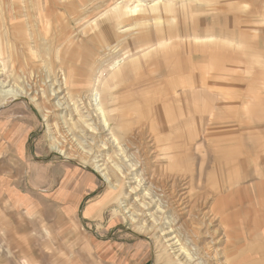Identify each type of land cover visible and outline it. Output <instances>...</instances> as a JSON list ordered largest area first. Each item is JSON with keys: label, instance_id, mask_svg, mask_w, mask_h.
<instances>
[{"label": "rangeland", "instance_id": "1", "mask_svg": "<svg viewBox=\"0 0 264 264\" xmlns=\"http://www.w3.org/2000/svg\"><path fill=\"white\" fill-rule=\"evenodd\" d=\"M71 1H74L73 5L66 7L70 5V0H50L48 3L44 0H0V91H9L18 86L27 88L29 83L36 82L37 85H46L54 99L52 79L59 81L56 85L62 80L63 94H59V97H68L69 105L52 107L57 100H49L46 91L42 95L45 114L52 120L50 123L53 126L56 124L52 129L60 140L69 141L67 144L72 149H75L76 144L79 148L83 147L81 151L90 158L68 159L52 148L51 136L46 128L47 117L37 104L42 100H30L31 95L26 97L24 93L0 96V131L12 137L15 153L24 154L29 169L24 165L20 169L29 172L28 181L39 188L38 197L51 200L49 197L59 186L65 191L61 193L62 200L68 194L72 196V190L76 191L78 208L75 228L72 225L71 231L77 236L76 248L88 250V255L92 254L89 242L95 244L99 241L110 246L107 264H178L170 258L173 255L170 248L173 246H168V252L164 253L160 242L155 240L165 229L166 221H158L156 228L149 232L139 231L143 221L147 218L151 220L153 214H161L156 212L155 199L161 195L157 187L162 180L168 179L172 201L182 200L183 209L177 226L167 236H176L179 239L177 244L181 243L189 253L196 252L195 262L264 264V241L248 240L250 235L243 231L245 226L233 225L232 229L227 225L221 215V208L217 206L218 189L207 186L206 183L212 178L204 175L209 164H213L212 155L222 153L221 146L214 145L213 139L229 136L222 135L219 128V124L229 116L237 121L246 116L247 121L244 123L252 125V136L260 140L264 128V0H175L173 29L177 40L173 45L172 56L182 66L185 62L188 64L189 82L195 88L182 97L180 91L175 94L177 99L171 106L173 132L177 135L172 138L167 136L166 141L156 146L147 144L148 139L136 142L135 146L139 145L138 153L145 154L146 147H149L151 156H156L152 160L145 158L148 170L146 168L142 172L139 166L129 171L124 168L129 166L124 156L135 150L125 151L123 146H117V142L110 145L112 139L108 140V131L96 128L95 114L88 106L87 87L90 74H97L93 69L97 68L100 72L104 70L118 48L127 52L132 49L129 45L137 43L135 41L142 45L146 40H135L134 32L127 26L118 30V35L126 31L121 33L124 37L119 38L109 51L104 46V36L100 34L104 28L102 18L108 14L104 8L107 3L96 0L97 6L86 9L76 20L74 16L80 15V9L76 7L88 0ZM181 1L186 2L187 7L195 3L197 5L191 7L189 12L188 8L178 6L182 4ZM66 8L73 12V17H69L70 12ZM10 13L17 16L16 20L7 17ZM61 36L67 37L63 40L64 44L58 41ZM201 43L205 45L200 47ZM167 58L172 57L169 55ZM214 65L217 68L212 73ZM182 72H179L180 76ZM112 82L115 85L107 103L111 110H126L132 108L142 95L157 98L163 93L158 81L154 84L145 81L131 86H126L124 81ZM112 82L108 80V83ZM145 108L152 109L147 105ZM145 108L141 105L136 110L139 112L130 113H134L138 124L143 122L139 113ZM117 114H120V110ZM161 115L162 110L157 109L160 119ZM83 122L94 129L93 141L86 139V142L85 137L80 136ZM18 139L20 143L16 144ZM104 141H107V145L98 148ZM161 147L166 149V159L159 157ZM103 163L109 164L108 167L116 173L108 171L111 182L119 186L116 190L110 189L102 177L104 172L100 171L98 164ZM154 168L156 172H153ZM135 177H138L137 180L132 179ZM139 179L142 181L138 188L131 191ZM148 188L151 191H147ZM68 190L72 193H66ZM125 192L130 193L127 195ZM153 195L157 198H153ZM33 197L37 198L35 195ZM88 205H92L94 210L90 222L84 221L81 216L82 210ZM131 212L134 222L126 218ZM212 251L219 255L207 259L208 253ZM90 260L91 264H97L95 257Z\"/></svg>", "mask_w": 264, "mask_h": 264}, {"label": "bare ground", "instance_id": "2", "mask_svg": "<svg viewBox=\"0 0 264 264\" xmlns=\"http://www.w3.org/2000/svg\"><path fill=\"white\" fill-rule=\"evenodd\" d=\"M37 1H39V0H37ZM95 1L96 0L91 2L88 0V2L81 3L80 5H78L76 8L80 9L79 10L80 15L76 14L74 16L75 19L79 20L80 16H82L81 14L84 13L86 9L91 8L93 5H96ZM99 1L102 3H107V5L104 8L107 9L108 14L106 15L105 18H102L103 19L102 23H104V28L102 29V31L100 33L104 36V46L106 49L108 48V49H110L109 51H111V48L117 43V40L119 38L124 37L121 33H124L126 31H123V32L119 33L120 35H118V30H120L121 28H125L127 26H128V29H131L132 32H134L133 38L135 40L142 39L143 41L146 40V42L145 43L143 42L142 45H138L137 43L139 41H135L137 43L129 45V46H131L132 49H130L127 52H123L122 49L119 50V48H118V52L113 55L111 60H109L111 62H109L106 65V68H108V69L105 68L104 70H101V72L97 68H94L95 70L93 69V71H97V74L96 75L90 74L89 82L86 81V82H88V87H87L88 90L87 89L86 90L89 93L88 94V104H89L88 106L92 108V112H93V114H95L94 121L97 122L96 128L100 131H103V132L108 131V134H109L108 140L112 139L110 145H112L114 142H117V146L118 147L123 146V150H125V151L127 149L135 150L132 153H129L128 156L126 155L127 157L124 156L129 161V166H126V167L124 166L125 171L132 170L131 168H133L135 166H139L141 168V172H142L146 168L148 170V167L145 166L146 165V159L152 160L153 158H156V156H154V155L151 156L149 147H146L147 150L145 151V154L144 153H142V154L138 153L139 145L135 146L136 142L141 143L142 141L148 139V141H146L147 144H150L151 146L154 144V146H156L157 143L159 145L160 143H163L164 141H166L167 136H171V138H172L173 136L177 135V134H175V132H173V127H174V121L173 120H174V118L172 116L173 108L171 106L173 103H175V101L177 99L175 94L180 91L181 92L180 96L182 97L183 94H188V92L192 91L195 88L189 82V77L187 75V72L190 70V68H189L188 64L185 62L184 65L182 66V64H179V61L175 60L172 56L173 55L172 54L173 45H175L176 40H177L175 29H173L174 28L173 22L176 19V16L174 15V8H173V6L175 5V0H99ZM44 2L48 3V2H50V0H44ZM73 2L74 1L70 0V2H68L70 5H65V6L70 7L73 5L72 4ZM181 2H182V4L180 3L178 6H181L183 8H185V7L188 8L189 12H190L191 7H194L195 5H197L195 3L194 5L187 7L186 2H184V1H181ZM195 2H197V0H195ZM52 3H54V2L52 1ZM63 3H65V2H63ZM55 4H57V3H55ZM198 5H200L199 2H198ZM54 7H55V5H54ZM66 10L69 11L67 8H66ZM69 12H70L69 17L70 16L73 17V12L72 11H69ZM77 12L78 11H75V13H77ZM140 13H141V16H138V14H140ZM7 17L10 18V20H16L17 16L10 13V14H7ZM80 21H81V19H80ZM55 22H57V21H55ZM170 25H173V27H169ZM70 34H72V33H70ZM67 35L69 37V34H66V36ZM66 38L67 37L61 36L58 38V41L59 42L62 41V43H63V40H66ZM204 45L205 44L201 43L200 47H203ZM117 46L120 47L121 45H117ZM186 50H187V48H186ZM186 52L188 54V50ZM187 54H186V56H187ZM169 55L172 58H167V56H169ZM32 57H33V55H32ZM215 68H217V67H215V65H214L212 67V70H213L212 73H214ZM182 70H183V72L180 76L179 72ZM71 72H72V70H71ZM105 74H106V76H105ZM72 75L75 76V73H72ZM175 76H177V77H175ZM55 77H57V76H55ZM77 77H79V76H77ZM109 79L111 80V82L117 80L118 83L120 81H124L126 83V86L139 84V83L145 82V81L147 83L154 84L156 81H158L159 83H157V84L161 88H163V93L161 95H159L157 98H151L148 96V94L142 95L139 98L137 103L134 99H131L132 101H135V103L132 106V108H126V110L121 109V108L111 110L110 107L107 105V103L110 101V98H111L110 93L112 92L115 83L114 82H112L113 84L108 83ZM52 81L53 82L51 85H54L53 90L55 92L54 93L55 94L54 99L57 100V103L53 104L52 107H54V108L60 107V106H66L67 107L69 105L68 97H66V96H64L62 98H60L61 96L59 97V94H61V93L63 94L62 80L60 81V84H58V85H56V83L59 81H57L56 78L55 79L53 78ZM24 88H25L24 86H22V87L18 86V87H13V89H11L9 91H0V96L7 97L9 95H18V94L24 93V95L26 97L31 95L30 100H34V99H36L37 101L42 100L43 103H42V101L41 102L39 101L37 104L41 107V109L44 113V116L47 117L46 128H47V132H49L50 136H51L50 140H51L52 148L54 150H56L59 154L66 156L68 159L82 158V159L89 160L90 158L88 157V155L85 152L81 151V149L83 147L79 148L76 144V146L74 145L75 149H72L71 147H69L70 144L69 145L67 144V143H69V141H64L63 138L60 140V138L56 136V134H55L56 132H54V130L52 129L54 126H56V124H54V126H53V124L50 123L52 120L50 121V119H48L49 117L45 114V108H43V106L45 105V102H44L43 97H42V95L47 91L48 99L54 100L53 98H51L52 95H50V93L48 91L49 88L46 87V85L45 86L37 85L36 82L29 83L27 88H25V89ZM67 94L69 95L70 93L67 92ZM170 94H171V98L169 97ZM141 105H144V108L146 105L151 106L152 109H146L145 108V109H143V111H141L139 113V117L142 118L141 120H143V122L141 124H138L137 121L135 120L136 118L134 119V115H133L134 113L132 115L130 113L136 111L138 108L141 107ZM157 109L162 110V115H161L162 118L161 119L157 116ZM119 110H120V114H117V111H119ZM136 112H139V111H136ZM57 117H58V115H57ZM83 123H84V126L80 125V128H81L80 136L85 137L86 142L88 141L86 139H91L93 141L94 129L91 128L92 126L90 127V126L86 125L85 122H83ZM65 139H66V137H65ZM70 141L72 143L71 138H70ZM107 141L102 142V144H100L101 146L99 145L97 147L100 148V147L104 146L105 144L107 145V143H106ZM151 143H153V144H151ZM72 145H73V143H72ZM114 146H116V145H114ZM153 149H154L153 152H155V148H153ZM165 152H166V149L161 147V149L159 151V153H160L159 157H161L162 159L163 158L166 159L167 155L165 156ZM141 158L142 159L146 158V159L142 160ZM142 161H144V162H142ZM154 161H155V159H154ZM120 164L122 165V162ZM108 165L109 164H104V163L101 165L98 164V168H100L101 172H104V173H102V177L104 178L105 181H107L109 188L116 190L117 187H119V186L114 185L111 182V178L108 174L109 170L111 172H114V173H115V171L110 166L108 167ZM101 167H104V168L101 169ZM106 167H108V169ZM122 167L119 169V171H121ZM105 170H106V172H105ZM150 170H151V168H150ZM155 170L156 169L154 168L153 172ZM168 174H170V173L168 172ZM130 175H132V174H130ZM137 178L138 177H135L132 179L137 180ZM147 179L149 180L150 178H147ZM173 180H174V178H173ZM141 181H142V179H139L138 184L133 186V188L130 190L132 191V190H135L136 188H138L139 183ZM148 183H149V181H148ZM206 184H208L207 186H210L211 188H214V189L219 187L217 185V183L212 182V181H208ZM157 190L161 193V195H157L158 198L156 195H153V198H157V199H155L156 200V212L159 211V212H161V214H159V215L153 214L150 217L151 220H149L147 218V220L143 221V223H141V227L139 228V231H143L145 233L149 232L150 230H154L156 228L155 225L158 221H166L164 223L165 229L161 230V235H159V236L157 235V237L155 236L156 237L155 240L156 241L158 240V242H160V244L164 248V253L168 252V249H167L168 246L169 247L173 246L170 248L171 250H173V252H172L173 255L170 258H172L173 261H175L176 263H178V264H201V262H197V261L195 262V260H196L195 256L198 255L196 252H194V253L187 252L188 250H186L182 246L181 243L177 244L179 242V239L176 236H174V237L173 236L170 237L171 235L169 237L167 236L171 232H173V228L175 227L177 221L179 219H181L180 215L182 214V209H183L182 203H181L182 200L180 199L181 201H179L178 199H176L175 201H172V198H171L172 191L170 192V185H169L168 179L162 180V182H160L159 187H157ZM147 191H151V189L148 188ZM129 193L130 192H128V193L125 192V194H127V195H129ZM178 195H179V193H178ZM186 195H188V194H186ZM142 205H146V204L142 203ZM122 211L124 213H127V211H125L123 209H122ZM192 214H194V213H192ZM133 216L134 215L131 212L130 215L127 216L126 218L130 222L131 221L134 222ZM200 217H201V215H200ZM210 218H212V215ZM213 219H214V217H213ZM188 225H189V223H188ZM172 238L176 239V240H174V242L170 244V242L173 240ZM217 241L219 242V240H217ZM163 242H166V243L168 242L169 244L166 245ZM153 244H154V242L151 241V245H153ZM213 249L216 250V248H213ZM205 250H207V249H205ZM214 251H212L211 253H208L206 258L210 259L209 257H212V255H213V257H216L219 255V254L217 255V253L214 254ZM204 253H202V255ZM168 257H169V253H168ZM203 257H205V256H203ZM193 262H195V263H193ZM168 264H169V262H168Z\"/></svg>", "mask_w": 264, "mask_h": 264}, {"label": "crops", "instance_id": "3", "mask_svg": "<svg viewBox=\"0 0 264 264\" xmlns=\"http://www.w3.org/2000/svg\"><path fill=\"white\" fill-rule=\"evenodd\" d=\"M246 121V116L239 121L229 116L219 124L220 133L229 136L213 139L222 153L212 155L213 164L204 175L219 186L217 206L227 225L245 226L248 240L264 241V128L258 140ZM23 157L13 150L12 137L0 131V264H91L93 257L97 264H107L108 243L90 241V255L76 248L77 236L71 231L78 208L76 191L62 200L65 191L59 186L51 200L39 198V188L28 181L29 172L20 169H29ZM93 212L92 205L85 206L84 221L90 222Z\"/></svg>", "mask_w": 264, "mask_h": 264}]
</instances>
